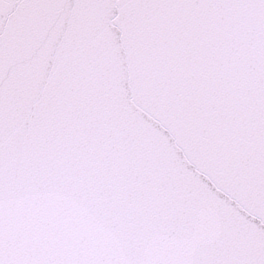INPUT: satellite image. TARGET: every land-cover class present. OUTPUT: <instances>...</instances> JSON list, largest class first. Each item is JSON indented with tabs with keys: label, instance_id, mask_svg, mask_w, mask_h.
Here are the masks:
<instances>
[{
	"label": "snow or ice",
	"instance_id": "6c2138e0",
	"mask_svg": "<svg viewBox=\"0 0 264 264\" xmlns=\"http://www.w3.org/2000/svg\"><path fill=\"white\" fill-rule=\"evenodd\" d=\"M0 264H264V0H0Z\"/></svg>",
	"mask_w": 264,
	"mask_h": 264
}]
</instances>
